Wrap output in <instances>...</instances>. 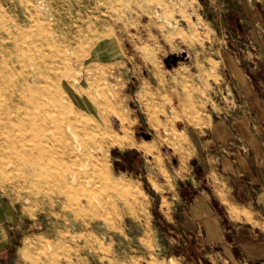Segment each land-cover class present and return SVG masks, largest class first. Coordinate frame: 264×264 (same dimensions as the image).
I'll use <instances>...</instances> for the list:
<instances>
[{
    "label": "rangeland",
    "instance_id": "obj_1",
    "mask_svg": "<svg viewBox=\"0 0 264 264\" xmlns=\"http://www.w3.org/2000/svg\"><path fill=\"white\" fill-rule=\"evenodd\" d=\"M242 74L264 97V0H0V264H224L185 218L190 132Z\"/></svg>",
    "mask_w": 264,
    "mask_h": 264
},
{
    "label": "crops",
    "instance_id": "obj_2",
    "mask_svg": "<svg viewBox=\"0 0 264 264\" xmlns=\"http://www.w3.org/2000/svg\"><path fill=\"white\" fill-rule=\"evenodd\" d=\"M238 83L242 103L224 116H213L210 127L190 132L192 155L187 167L193 192L186 196L184 213L210 248L224 247V264H264V97L246 75ZM152 145L133 140L128 146L148 152L141 147ZM213 175L226 183L228 203L214 184L209 187ZM243 206L253 210L256 223Z\"/></svg>",
    "mask_w": 264,
    "mask_h": 264
},
{
    "label": "bare ground",
    "instance_id": "obj_3",
    "mask_svg": "<svg viewBox=\"0 0 264 264\" xmlns=\"http://www.w3.org/2000/svg\"><path fill=\"white\" fill-rule=\"evenodd\" d=\"M58 141L62 158L66 161V167L59 171L56 178L59 181L60 188L69 190L72 183H79L82 173L86 172L89 166L87 163L81 162L72 165V159L79 157L81 154L89 153V149L84 146L78 132L71 123H61ZM79 201L82 202V198Z\"/></svg>",
    "mask_w": 264,
    "mask_h": 264
},
{
    "label": "water",
    "instance_id": "obj_4",
    "mask_svg": "<svg viewBox=\"0 0 264 264\" xmlns=\"http://www.w3.org/2000/svg\"><path fill=\"white\" fill-rule=\"evenodd\" d=\"M146 137H147V138H150V136H149V135H146Z\"/></svg>",
    "mask_w": 264,
    "mask_h": 264
}]
</instances>
